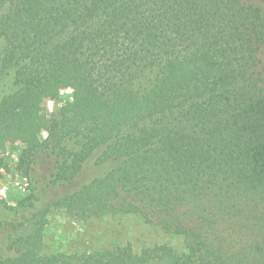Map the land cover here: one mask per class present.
<instances>
[{
	"label": "trees",
	"instance_id": "1",
	"mask_svg": "<svg viewBox=\"0 0 264 264\" xmlns=\"http://www.w3.org/2000/svg\"><path fill=\"white\" fill-rule=\"evenodd\" d=\"M263 51L251 0H0V153L21 142L17 168L47 165L53 183L92 156L109 166L12 225L0 264H264ZM52 210L138 216L186 253L46 254Z\"/></svg>",
	"mask_w": 264,
	"mask_h": 264
},
{
	"label": "rangeland",
	"instance_id": "2",
	"mask_svg": "<svg viewBox=\"0 0 264 264\" xmlns=\"http://www.w3.org/2000/svg\"><path fill=\"white\" fill-rule=\"evenodd\" d=\"M264 11V0H251ZM264 66V51L261 54ZM6 81L0 83V97L9 91ZM71 88L61 89L59 98L44 99L41 114L50 116L59 106L71 98ZM47 132H42V138ZM21 142L7 144L0 153V261L15 256L6 250L7 237L12 225L24 222L26 218L58 200L66 194L79 190L84 184L103 176L108 165H96L95 156L88 159L82 169L69 182L53 183L47 165L40 163L26 175L17 168ZM45 228L44 252L53 254L82 253L85 251L107 249L130 244L139 251L155 245H167L179 254H185L183 239L167 234L160 229L144 224L138 216L105 217L80 224L67 218L60 210H52L47 215Z\"/></svg>",
	"mask_w": 264,
	"mask_h": 264
}]
</instances>
